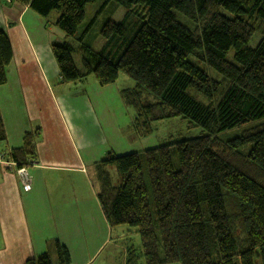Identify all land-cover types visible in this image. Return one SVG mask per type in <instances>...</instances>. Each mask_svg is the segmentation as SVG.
Listing matches in <instances>:
<instances>
[{
    "label": "trees",
    "instance_id": "1",
    "mask_svg": "<svg viewBox=\"0 0 264 264\" xmlns=\"http://www.w3.org/2000/svg\"><path fill=\"white\" fill-rule=\"evenodd\" d=\"M11 1L46 19L58 12L55 26L74 36L85 6L96 0ZM113 1L127 13L102 26L100 50L83 45L84 34L79 38L81 69L67 40L53 44L62 83L93 75L107 86L122 72L135 81L121 97L135 110L140 136L152 134L158 120L177 116L204 133L107 154L97 164V198L108 223L138 230L146 264H256L255 256L264 264V0ZM178 12L195 26L191 40L180 35ZM13 58L0 26V85ZM201 62L221 78L200 69ZM238 127V137L221 141V133ZM35 133L11 152L19 167L35 156ZM6 140L0 115V141ZM109 166L117 167L118 184ZM55 248L59 264L72 263L58 240ZM25 264L53 260L45 252Z\"/></svg>",
    "mask_w": 264,
    "mask_h": 264
},
{
    "label": "crops",
    "instance_id": "2",
    "mask_svg": "<svg viewBox=\"0 0 264 264\" xmlns=\"http://www.w3.org/2000/svg\"><path fill=\"white\" fill-rule=\"evenodd\" d=\"M0 26L9 35L14 56L7 65V83L0 85V115L7 136L0 148V264H25L45 252L55 255L56 240L68 249L71 264H146L144 255L139 260L129 250V235L138 230L125 224L112 227L97 198V164L107 154L124 155L159 144L150 135L138 134L134 118L116 129H111L110 121L104 122L108 133L103 131L104 94L108 92L109 104L111 95L121 97L128 88H116L120 76L107 86H100L90 75L63 84L52 52L53 44L62 42L54 24L50 26L28 5L0 0ZM32 131L37 132V152L34 164L26 165L32 181L27 191L17 170L2 163H16L11 152ZM96 135L100 143L93 142ZM110 139L120 148L105 150ZM67 154L77 160L66 161ZM92 200L102 212V237L92 232L87 220Z\"/></svg>",
    "mask_w": 264,
    "mask_h": 264
},
{
    "label": "rangeland",
    "instance_id": "3",
    "mask_svg": "<svg viewBox=\"0 0 264 264\" xmlns=\"http://www.w3.org/2000/svg\"><path fill=\"white\" fill-rule=\"evenodd\" d=\"M85 7H86L85 8V21L78 27L77 33L74 34V36H70L66 34L65 31H61L57 26H55L54 22H55V19H57L58 17V12L53 11L49 18L47 19L45 18V20L50 26L54 24V28H55L54 31H56L58 41L63 42L67 40V42L70 43L75 48L73 52V58H74L75 64L78 65L80 69L82 68L81 53L79 52L78 49L80 48L82 44L79 41V38L84 34V38L82 41L83 45H88L95 51L100 50L105 43V39L103 38L101 34L102 26L107 22V20H113L115 22L121 21L124 18L125 14L127 13V9L125 6H122L119 3L117 4L113 0H96L94 3L87 4ZM177 15H178V19L180 20V26H181L180 35L184 37L186 40H191L192 38L191 34L193 33L195 26L193 25L192 21L188 19L186 16L182 15L179 12ZM86 27H88L87 29L88 31L85 30ZM259 38H260V34L257 33L255 38H253V41L250 44L252 46H255ZM198 66L200 69L202 68L203 70L208 71L212 77L214 76L218 79L221 78V75L213 67L212 68L209 67L206 63L201 62L200 64H198ZM119 76H120L119 80L115 83L116 88L118 87L120 90H122V88L131 89L129 87L136 86L134 79H131L128 75L121 72ZM90 77L92 79H95L94 76L92 75H90ZM111 96L112 97H111L110 103L106 104V100L109 99V96H108V92L105 93L103 96L104 100L102 102L104 105V109L102 108L104 115L101 120L103 121L102 127H103V131L105 132V134H107L108 132L105 130L104 122L110 121L111 129H116L117 127L123 128L126 122L128 121V123H131L132 119L136 115L135 110L124 105L122 101V97H120L119 94L117 95L113 94ZM65 111L67 113V110ZM80 113L82 112L80 110H77V115H81ZM97 114L99 117V111ZM84 122L89 124L90 120L85 119ZM153 130L154 132L153 134H150V139L159 141L160 143L168 142L170 140H175V139L176 140L189 139V138H192V137H195V136H198L204 133L203 128L199 126L196 127V126L191 125L189 120L184 118L183 116L169 117V119L158 120L157 122L153 124ZM33 133L34 132L32 131L31 134ZM129 133L130 132L128 131L127 134ZM240 133H241V129L240 127H238L235 129L227 130L224 133H221L219 135V138L222 139L221 141L223 143H225L228 141V139H234L238 137ZM26 134L31 135L30 132ZM34 135H35L34 143H35L36 152H37V146H36V136L37 135L36 134ZM110 140L111 141L108 142L109 145L107 146L105 150L111 149L113 147L120 148V146H118V144L116 143L115 139L113 140L110 139ZM93 142L100 143V136L96 135ZM3 143L4 144L2 143L0 144V148H2L1 146L5 145L6 142L3 141ZM132 147L130 149H132ZM76 152H78V149L76 150ZM70 156H72V159L68 157V154H67L66 161L68 160L76 161L77 160L76 155L72 154ZM34 160L35 158L30 157L27 160V164L29 165L34 164ZM2 164L6 166L7 168L14 167L18 173H19V169H21L22 167H26L25 169L27 170L28 175L30 177V181H31V173H30L29 168L26 165H22L21 167H19L17 162L13 163V161L11 162L8 161V163L4 162ZM109 168H110V174H111L113 184H117V182L119 181L117 167L109 166ZM31 186H32V181H31ZM88 212L90 214L87 220L89 224L92 226V232L98 235V237L99 236L102 237L100 233L101 231L100 230V227H101V217L100 216L102 212H100L99 207L96 204V201L92 200L90 202ZM126 227L129 228L128 226ZM132 231L134 232L129 235V245H130L129 250H130V253L134 252L135 255L138 257V259L140 260V259H143L142 255H144L143 245H141V234L136 233L137 231L135 229H132ZM2 248L3 246L2 247L0 246L1 251H2ZM126 251L127 250H125V252ZM100 257H98V259ZM51 258L54 264H56L58 261L57 253H55V255L53 254ZM101 259L102 258L99 259L98 263H100ZM254 263L261 264L259 256H255ZM174 264H180V263L175 262Z\"/></svg>",
    "mask_w": 264,
    "mask_h": 264
},
{
    "label": "built area",
    "instance_id": "4",
    "mask_svg": "<svg viewBox=\"0 0 264 264\" xmlns=\"http://www.w3.org/2000/svg\"><path fill=\"white\" fill-rule=\"evenodd\" d=\"M25 168L26 167H22L21 169H19V175L21 177V181H23L24 189L28 191L31 188V181Z\"/></svg>",
    "mask_w": 264,
    "mask_h": 264
}]
</instances>
